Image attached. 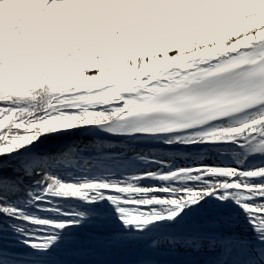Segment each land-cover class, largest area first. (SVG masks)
<instances>
[{
  "label": "snow or ice",
  "instance_id": "snow-or-ice-1",
  "mask_svg": "<svg viewBox=\"0 0 264 264\" xmlns=\"http://www.w3.org/2000/svg\"><path fill=\"white\" fill-rule=\"evenodd\" d=\"M146 242L264 264V0H0V264Z\"/></svg>",
  "mask_w": 264,
  "mask_h": 264
},
{
  "label": "trees",
  "instance_id": "trees-1",
  "mask_svg": "<svg viewBox=\"0 0 264 264\" xmlns=\"http://www.w3.org/2000/svg\"><path fill=\"white\" fill-rule=\"evenodd\" d=\"M137 250L122 253L96 252L82 256H70V264H133L139 260L134 257Z\"/></svg>",
  "mask_w": 264,
  "mask_h": 264
},
{
  "label": "rangeland",
  "instance_id": "rangeland-1",
  "mask_svg": "<svg viewBox=\"0 0 264 264\" xmlns=\"http://www.w3.org/2000/svg\"><path fill=\"white\" fill-rule=\"evenodd\" d=\"M109 163H112V164H114L116 166H119L120 162L110 161ZM137 251L138 252H133V253H135L134 257H139L140 258L139 260H141V259L165 260V259L168 258L166 249H162L160 251V253L154 254V253L151 252L150 249H148L147 242L145 243V245L142 248L138 249Z\"/></svg>",
  "mask_w": 264,
  "mask_h": 264
},
{
  "label": "water",
  "instance_id": "water-1",
  "mask_svg": "<svg viewBox=\"0 0 264 264\" xmlns=\"http://www.w3.org/2000/svg\"><path fill=\"white\" fill-rule=\"evenodd\" d=\"M81 139L84 140L85 138L82 137ZM86 142H88V143L91 144V143H93V139L89 138V139L86 140ZM103 142H104L105 144H109V143H110V142H108V140H107L106 138L104 139ZM110 144H111V143H110Z\"/></svg>",
  "mask_w": 264,
  "mask_h": 264
},
{
  "label": "bare ground",
  "instance_id": "bare-ground-1",
  "mask_svg": "<svg viewBox=\"0 0 264 264\" xmlns=\"http://www.w3.org/2000/svg\"><path fill=\"white\" fill-rule=\"evenodd\" d=\"M127 143H128V142H127V141H125V142H123V143L121 142V143L114 144V145H121V146H122V145H125V144H127ZM165 147H167V146H165Z\"/></svg>",
  "mask_w": 264,
  "mask_h": 264
}]
</instances>
